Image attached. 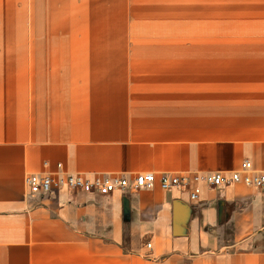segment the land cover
<instances>
[{"label":"crops","instance_id":"1","mask_svg":"<svg viewBox=\"0 0 264 264\" xmlns=\"http://www.w3.org/2000/svg\"><path fill=\"white\" fill-rule=\"evenodd\" d=\"M246 54L125 78L8 73L0 56V264H264L262 190L203 185L192 202L159 183L107 196L25 183L264 172V47Z\"/></svg>","mask_w":264,"mask_h":264},{"label":"rangeland","instance_id":"2","mask_svg":"<svg viewBox=\"0 0 264 264\" xmlns=\"http://www.w3.org/2000/svg\"><path fill=\"white\" fill-rule=\"evenodd\" d=\"M0 47L8 73L163 76L180 62L254 56L264 0H1Z\"/></svg>","mask_w":264,"mask_h":264},{"label":"built area","instance_id":"3","mask_svg":"<svg viewBox=\"0 0 264 264\" xmlns=\"http://www.w3.org/2000/svg\"><path fill=\"white\" fill-rule=\"evenodd\" d=\"M60 169L61 166H58ZM26 187L30 194L47 195L54 190L66 188L70 191H85L98 193L102 196L116 191L127 192L141 189H153L157 183L165 191L180 189L189 192L190 200L198 202L202 193V186L224 188L234 184H243L258 190H264V172L255 173L250 161L241 164L240 169L231 173H210L205 175L171 176L163 174L157 177L153 173H143L135 177L134 181L126 177L105 176L104 178L87 179L83 175H29ZM150 247V245H149Z\"/></svg>","mask_w":264,"mask_h":264}]
</instances>
